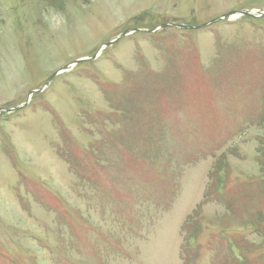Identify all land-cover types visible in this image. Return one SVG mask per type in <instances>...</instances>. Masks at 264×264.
I'll return each mask as SVG.
<instances>
[{
    "label": "rangeland",
    "instance_id": "1",
    "mask_svg": "<svg viewBox=\"0 0 264 264\" xmlns=\"http://www.w3.org/2000/svg\"><path fill=\"white\" fill-rule=\"evenodd\" d=\"M263 12L0 0V264H264Z\"/></svg>",
    "mask_w": 264,
    "mask_h": 264
},
{
    "label": "water",
    "instance_id": "2",
    "mask_svg": "<svg viewBox=\"0 0 264 264\" xmlns=\"http://www.w3.org/2000/svg\"><path fill=\"white\" fill-rule=\"evenodd\" d=\"M225 18H227V15L225 16ZM215 21H212L210 23H214ZM166 27H174V28H178V29H193L192 27H187L185 25H176V24H168V25H164L162 26V28H166ZM128 32H124L123 34H121L120 36H118L115 40L111 41V42H108L105 44V46H108V45H112L113 43H115L116 41H118L121 37H124V36H127ZM81 61H84V60H78L74 63H78V62H81ZM64 69H61L59 71H57L55 74H53V76L57 75L59 72L63 71ZM52 76V77H53ZM21 107H18V108H15V109H5V110H0V114L3 113V112H6V113H10L14 110H18L20 109Z\"/></svg>",
    "mask_w": 264,
    "mask_h": 264
},
{
    "label": "trees",
    "instance_id": "3",
    "mask_svg": "<svg viewBox=\"0 0 264 264\" xmlns=\"http://www.w3.org/2000/svg\"><path fill=\"white\" fill-rule=\"evenodd\" d=\"M226 173H227V170H226V167H225L224 174L226 175ZM217 175H218V174H217ZM218 183H219V182H218ZM217 185H218V184L213 185V188H214L213 193H214V194H215V191H216V187H217ZM205 200H207V199L205 198Z\"/></svg>",
    "mask_w": 264,
    "mask_h": 264
}]
</instances>
